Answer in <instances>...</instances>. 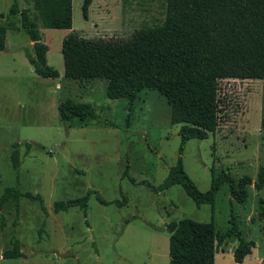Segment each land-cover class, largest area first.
<instances>
[{
  "label": "rangeland",
  "instance_id": "rangeland-1",
  "mask_svg": "<svg viewBox=\"0 0 264 264\" xmlns=\"http://www.w3.org/2000/svg\"><path fill=\"white\" fill-rule=\"evenodd\" d=\"M16 1L38 23L41 41L48 46L47 63L56 79L36 75L25 51L28 35L20 18L10 17L17 29L6 32L0 50V196L6 187L40 195L21 197L0 210V254L19 242L22 257L0 264H168L166 224L181 218L199 222L214 219L224 234L235 216L244 239L255 246L243 264H264V220L257 218L264 187H247L244 203L230 198L223 183L214 206H197L181 185L155 193L179 157V124L170 123V106L156 90L143 89L135 100L110 99L103 79L64 77L62 39L71 31L86 38L127 39L143 26L160 23L165 0H94L90 19L81 13L83 0H72V28L42 26L33 0H0V14ZM219 121L204 140L190 139L181 154L185 172L200 191L209 189L212 176L227 172L238 180H256L264 167V80H222ZM90 103L97 118L64 123L57 111L63 99ZM18 150L20 167L12 164ZM127 169V174H124ZM92 191L86 215L79 206L53 211L58 200L76 199ZM95 194L107 202L100 203ZM126 199L117 206L115 201ZM252 218L254 220L252 221ZM235 239H225L214 264H236ZM224 250V251H222Z\"/></svg>",
  "mask_w": 264,
  "mask_h": 264
},
{
  "label": "trees",
  "instance_id": "trees-1",
  "mask_svg": "<svg viewBox=\"0 0 264 264\" xmlns=\"http://www.w3.org/2000/svg\"><path fill=\"white\" fill-rule=\"evenodd\" d=\"M93 0H83L81 13L88 20ZM134 0H121L128 6ZM38 19L45 28H72V0H33ZM19 15L21 28L32 42L25 56L34 73L42 78L56 79L59 73L48 65V46L41 41L38 23L27 9L20 10L16 1L7 13L0 14V50L5 48L6 32L17 29L10 17ZM64 77L71 80L103 79L106 96L110 99H136L143 89L156 90L170 106V123L179 124L181 144L179 157L171 166L164 181L152 186L160 193L173 185H181L197 206H214L215 196L223 183L229 188L231 199L244 203L247 187H264V167L260 166L256 180L243 175L238 180L227 172L212 176L208 190L200 191L185 172L181 154L190 139L204 140L216 131L221 99L219 85L222 80H264V0H165L163 20L153 26H143L127 39L86 38L71 31L61 43ZM60 119L81 123L97 118L90 103L66 98L57 103ZM264 130V111L261 118ZM12 164L20 167L18 150L12 151ZM124 174H127V169ZM92 191L76 199L58 200L53 211H66L79 206L86 215L87 201ZM96 199L107 204L100 195ZM21 197L39 200L42 197L21 192L17 187H6L0 196V210L9 201ZM117 206L126 199L114 202ZM257 218L264 220V199H259ZM254 218H252V221ZM168 264H214L215 253L225 239H235L233 250L236 264H243L255 246L253 240L244 239L235 216L224 234L215 230L214 219L199 222L181 218L166 224ZM224 251V250H222ZM19 242L0 254V258L22 257Z\"/></svg>",
  "mask_w": 264,
  "mask_h": 264
},
{
  "label": "crops",
  "instance_id": "crops-1",
  "mask_svg": "<svg viewBox=\"0 0 264 264\" xmlns=\"http://www.w3.org/2000/svg\"><path fill=\"white\" fill-rule=\"evenodd\" d=\"M94 1V0H93ZM92 1V2H93ZM91 6H92V3H91V5L89 6V10H88V19H90V8H91ZM31 42V41H30ZM32 43V42H31Z\"/></svg>",
  "mask_w": 264,
  "mask_h": 264
}]
</instances>
